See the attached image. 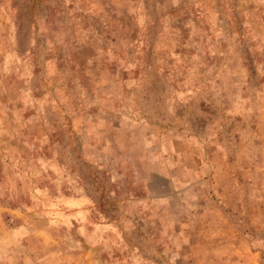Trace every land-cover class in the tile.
I'll use <instances>...</instances> for the list:
<instances>
[{
  "label": "rangeland",
  "instance_id": "rangeland-1",
  "mask_svg": "<svg viewBox=\"0 0 264 264\" xmlns=\"http://www.w3.org/2000/svg\"><path fill=\"white\" fill-rule=\"evenodd\" d=\"M0 264H264V0H0Z\"/></svg>",
  "mask_w": 264,
  "mask_h": 264
}]
</instances>
